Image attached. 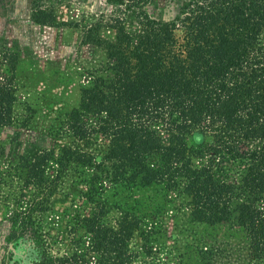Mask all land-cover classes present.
Instances as JSON below:
<instances>
[{
	"label": "trees",
	"instance_id": "1",
	"mask_svg": "<svg viewBox=\"0 0 264 264\" xmlns=\"http://www.w3.org/2000/svg\"><path fill=\"white\" fill-rule=\"evenodd\" d=\"M107 1L117 5L114 38L102 40L107 76L80 88L59 128L66 141L16 163L48 196L65 184L84 235L53 257L27 214L11 263L80 264L89 252L132 263L155 225L111 196L158 184L192 221L242 229L251 264H264V0H182L171 20L155 15L156 0ZM18 54L0 53V130L13 120Z\"/></svg>",
	"mask_w": 264,
	"mask_h": 264
},
{
	"label": "rangeland",
	"instance_id": "2",
	"mask_svg": "<svg viewBox=\"0 0 264 264\" xmlns=\"http://www.w3.org/2000/svg\"><path fill=\"white\" fill-rule=\"evenodd\" d=\"M181 2L156 0L154 13L171 20ZM116 10L117 5L107 0H0V53L19 52L13 120L0 130V264H12L9 249L21 239V220L27 214L38 224L42 246L53 257L73 251L84 235L66 213L70 203L62 194L65 184L48 196L19 174L16 163L19 154L66 141L59 128L65 114L77 104L80 88L94 76L108 74L102 40L114 38L108 25ZM111 198L120 208L142 216L148 226L155 225L148 246L138 249L130 264L252 263L242 229L192 221L188 209L179 207L180 200L162 185L120 187ZM116 210L112 208L108 217L116 215ZM82 241L87 249L88 239ZM135 241L140 242L138 237ZM20 249L16 252L23 255L27 245L22 243ZM77 263L107 262L89 252Z\"/></svg>",
	"mask_w": 264,
	"mask_h": 264
}]
</instances>
